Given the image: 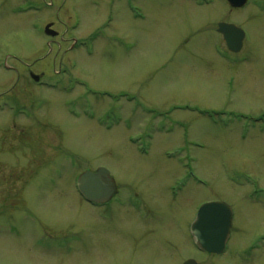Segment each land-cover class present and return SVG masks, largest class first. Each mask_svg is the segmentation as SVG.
<instances>
[{
  "label": "rangeland",
  "instance_id": "obj_1",
  "mask_svg": "<svg viewBox=\"0 0 264 264\" xmlns=\"http://www.w3.org/2000/svg\"><path fill=\"white\" fill-rule=\"evenodd\" d=\"M28 71L54 90L0 132V264H264V0H0V82ZM99 168L103 207L76 189ZM211 202L220 256L189 235Z\"/></svg>",
  "mask_w": 264,
  "mask_h": 264
},
{
  "label": "water",
  "instance_id": "obj_2",
  "mask_svg": "<svg viewBox=\"0 0 264 264\" xmlns=\"http://www.w3.org/2000/svg\"><path fill=\"white\" fill-rule=\"evenodd\" d=\"M235 9L242 8L247 0H226ZM218 33L226 43L229 51L239 52L244 39V32L233 25L219 24ZM45 34L54 36L50 25ZM77 189L81 196L90 203L104 204L111 200L115 193V185L106 169L99 168L95 172H85L77 181ZM232 226V210L224 203H206L196 214L190 226V235L196 248L203 253L220 255L224 252ZM183 264H196L188 260Z\"/></svg>",
  "mask_w": 264,
  "mask_h": 264
},
{
  "label": "flooded vegetation",
  "instance_id": "obj_3",
  "mask_svg": "<svg viewBox=\"0 0 264 264\" xmlns=\"http://www.w3.org/2000/svg\"><path fill=\"white\" fill-rule=\"evenodd\" d=\"M41 74L38 81H34L32 71H28L31 84L28 81H24L25 85H23L19 76L17 77V81H8V84L6 83L7 81L3 84L0 82V115L5 117L4 120L0 119V132L10 125H16L18 121L32 118V107L34 106L32 93L31 95L28 94L29 100L25 101L26 105L23 104V92L27 93L30 89L33 90L32 83H34V88L54 90V86L49 83H44L45 81H40L46 80L45 75L43 73Z\"/></svg>",
  "mask_w": 264,
  "mask_h": 264
}]
</instances>
